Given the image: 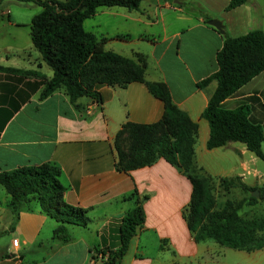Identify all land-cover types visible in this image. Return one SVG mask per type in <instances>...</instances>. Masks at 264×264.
<instances>
[{
	"label": "crops",
	"instance_id": "obj_1",
	"mask_svg": "<svg viewBox=\"0 0 264 264\" xmlns=\"http://www.w3.org/2000/svg\"><path fill=\"white\" fill-rule=\"evenodd\" d=\"M228 2L140 0L138 8L126 7L123 13L131 23L100 34L90 31L107 37L105 49L129 57L135 51L146 55L145 79L166 82L173 101L198 124V167L206 169L205 156L227 146L238 161L226 170L217 160L214 175H239L247 184L261 185L264 172L251 166L256 155L243 142L206 145L209 123L201 112L217 82L213 79L204 87L197 82L218 68L216 52L222 45L221 33L207 20L218 18L220 28L231 36L254 28L264 32V0H246L226 9ZM25 57L23 63L0 58L4 67L38 73L0 69V170L45 161L58 165L64 200L85 208L89 220L85 225L66 222L70 238L61 240L53 236L57 221L35 200L20 208L15 219L8 206L10 195L0 184V264H101L93 249L118 245L121 216L135 204L133 192L147 195L142 199L145 218L118 264H212L215 246L208 244L210 239L196 241L183 216L192 188L187 174L163 157L128 171L115 166L116 131L125 121L158 120L163 101L138 80L125 86L102 84L100 100L81 96L78 107L62 89L39 98L42 80L51 77L52 69L38 49ZM242 103L248 105L251 118L264 125V69L222 101L227 108Z\"/></svg>",
	"mask_w": 264,
	"mask_h": 264
},
{
	"label": "trees",
	"instance_id": "obj_2",
	"mask_svg": "<svg viewBox=\"0 0 264 264\" xmlns=\"http://www.w3.org/2000/svg\"><path fill=\"white\" fill-rule=\"evenodd\" d=\"M42 5L30 20V38L51 67L52 75L42 80L39 98L62 89L70 102L91 96L100 100L98 87L102 84L125 86L133 80L143 81L149 90L164 104L161 117L150 123L125 121L114 136L115 166L128 171L149 165L163 157L187 174L191 182V194L183 216L196 241L212 239L221 245L251 251L264 247V215L244 216L243 205L254 204L264 198V182L250 185L239 175L219 177L221 186L229 190L239 186L249 192L242 198H226L218 205L212 192V179L197 166L195 141L198 124L173 101L169 87L163 80H146V55L135 51L133 57L105 49L106 36L98 38L84 27V20L93 15L100 5H120L138 8L140 0H33ZM246 0H229L226 9ZM207 18V16H205ZM222 45L216 52L218 68L197 82L206 86L215 79L217 84L209 96L201 115L209 123L208 148L227 142L241 141L256 156L264 160L261 143L264 140L262 124L249 115L248 105L242 103L232 108L222 101L241 85L264 69V32L250 29L235 36L217 28ZM125 36L115 34L114 37ZM0 69L38 74L32 69H18L0 65ZM60 167L45 161L0 170V184L9 193L8 206L18 217L20 208L35 200L40 208L56 221L53 236L68 240L70 233L66 222L85 225L89 218L86 209L67 203L65 186L59 179ZM258 190V195L251 193ZM135 196V204L121 216L118 228L119 243L116 247H95L94 257L101 264H118L125 254L131 237L144 222L142 199L146 194Z\"/></svg>",
	"mask_w": 264,
	"mask_h": 264
},
{
	"label": "rangeland",
	"instance_id": "obj_3",
	"mask_svg": "<svg viewBox=\"0 0 264 264\" xmlns=\"http://www.w3.org/2000/svg\"><path fill=\"white\" fill-rule=\"evenodd\" d=\"M97 8V12L84 21V27L87 30L93 29L97 34H100L101 31L112 30L113 26L118 24L131 23L130 20L126 21L123 17V13L127 11L124 6H119L118 10L107 8L106 5H100ZM41 9L42 5L33 0H0V58L8 56V59L12 60L11 62L23 63L26 60V53L37 50L30 38L29 23L31 17ZM117 11L119 13H116ZM8 20L18 23L9 24ZM262 126L264 128L263 124ZM228 148L225 146L217 150V154L224 153L222 159L217 154H207L204 160L206 169H203V172L213 177L212 192L218 205L226 198L238 199L243 196L247 197L249 194L239 186H231L229 190L224 189L220 184L219 177L214 175V171L218 170L217 160L222 162L226 170H230L238 161V155L232 150H227ZM261 148L264 151V140L261 143ZM255 158L256 163L251 166L256 168L258 173L264 172V160L258 156ZM251 193L255 194L256 190ZM240 213L244 216L264 215V198H259L254 204L245 203L240 209ZM209 241L211 242L208 244L215 246L211 250L214 259L212 264H264V247L246 251L221 245L212 239Z\"/></svg>",
	"mask_w": 264,
	"mask_h": 264
},
{
	"label": "water",
	"instance_id": "obj_4",
	"mask_svg": "<svg viewBox=\"0 0 264 264\" xmlns=\"http://www.w3.org/2000/svg\"><path fill=\"white\" fill-rule=\"evenodd\" d=\"M207 22L208 23H210L211 25H213V26H215L216 28H220L221 27V21L218 19V18H209L208 20H207ZM257 193H258V190H256V193H255V195H257Z\"/></svg>",
	"mask_w": 264,
	"mask_h": 264
},
{
	"label": "built area",
	"instance_id": "obj_5",
	"mask_svg": "<svg viewBox=\"0 0 264 264\" xmlns=\"http://www.w3.org/2000/svg\"><path fill=\"white\" fill-rule=\"evenodd\" d=\"M17 242H18V239H17V238H13V239H12V243H13V244H17Z\"/></svg>",
	"mask_w": 264,
	"mask_h": 264
}]
</instances>
